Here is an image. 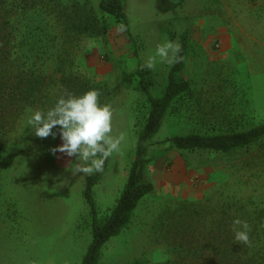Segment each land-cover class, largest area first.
I'll return each mask as SVG.
<instances>
[{
	"label": "rangeland",
	"instance_id": "rangeland-1",
	"mask_svg": "<svg viewBox=\"0 0 264 264\" xmlns=\"http://www.w3.org/2000/svg\"><path fill=\"white\" fill-rule=\"evenodd\" d=\"M101 1L31 0L37 7L27 9L22 0H7L12 61L16 72H29L27 97H33H17L8 108L10 122L0 120V264L82 263L92 242L87 181H97L93 195L103 220L125 188L150 110L140 80L161 97L172 67L159 58L151 70L144 64L157 44L180 43L186 31L191 90L173 104L149 146L154 192L139 203L128 228L105 245L100 264L189 263L214 229V214L201 216L202 206L229 207L242 218L264 209V138L230 154L159 143L264 123V0H123L130 35L99 10ZM3 66L0 61V84ZM83 84L100 88L99 103L113 111L110 135H123L120 153L92 174L75 172L82 161L58 150L59 135L37 137L28 124L33 111H46ZM2 92L0 98H7ZM196 206L199 212H193ZM201 257L216 262L220 254L206 244Z\"/></svg>",
	"mask_w": 264,
	"mask_h": 264
},
{
	"label": "trees",
	"instance_id": "trees-1",
	"mask_svg": "<svg viewBox=\"0 0 264 264\" xmlns=\"http://www.w3.org/2000/svg\"><path fill=\"white\" fill-rule=\"evenodd\" d=\"M22 7L36 8L31 0H22ZM6 1L0 2V61L4 63L0 91L4 96L0 98V120L10 122L12 118V105L17 97L27 102L32 80L29 72L21 67L15 71L12 61V33L10 32L12 21V8ZM99 10L109 16L115 17L124 26L125 32L130 35L129 20L123 8V0H102ZM78 27V26H76ZM190 34L186 31L180 39L182 46L180 56L183 57L178 63L172 64L168 76V83L165 93L161 97H154L144 78H141L140 85L150 104V110L146 122L137 134L136 156L130 169L125 188L112 210L105 219L99 218L98 208L93 195V187L97 181L89 178L87 181L84 197L90 206L92 216V242L90 243L81 264H100L102 252L105 245L114 237L121 234L132 222L135 210L142 199L154 192L155 185L148 180V169L151 161L148 158L149 146L152 139L161 129L164 119L173 104L184 94L191 90V83L186 77V66L188 61V49ZM96 89L88 84L79 85L72 90L73 95H82L86 91ZM98 91L100 90L97 89ZM2 92V93H3ZM35 99V98H34ZM264 138V123L254 126L246 131L219 133L214 135L190 133L167 138L159 143L168 145L172 149L187 152H212L230 154L252 146ZM3 155V148L0 144V162ZM193 205V204H192ZM217 207H214L215 209ZM199 212L198 207H194ZM208 207H201V216L214 214L212 217V231L206 234V241L198 253V258L190 260L189 263L183 258L167 264H264V209L257 212L253 218L251 212L242 218L238 212L230 210L229 207H222L213 210ZM235 218L246 220L250 225L249 243L236 242L232 230V222ZM258 221L257 223L254 222ZM206 244L210 249H218L220 258L216 262H207L201 257ZM183 251V250H182Z\"/></svg>",
	"mask_w": 264,
	"mask_h": 264
},
{
	"label": "clouds",
	"instance_id": "clouds-1",
	"mask_svg": "<svg viewBox=\"0 0 264 264\" xmlns=\"http://www.w3.org/2000/svg\"><path fill=\"white\" fill-rule=\"evenodd\" d=\"M124 30V26H120ZM181 44L165 40L157 44L155 54L148 57L144 67L151 70L160 62L167 64L178 63L182 56ZM100 92L96 89L86 91L82 95L66 94L56 100L53 107L44 110H35L31 113L28 124L35 136L55 138L59 135L62 143L58 146L60 152L69 157L82 161L75 166V172L92 174L103 172L105 161L120 153L123 135L113 137L112 117L110 105L99 103ZM58 127V132L53 131ZM57 149H54V151ZM234 240L249 243L250 225L246 220L235 218L232 222Z\"/></svg>",
	"mask_w": 264,
	"mask_h": 264
},
{
	"label": "crops",
	"instance_id": "crops-1",
	"mask_svg": "<svg viewBox=\"0 0 264 264\" xmlns=\"http://www.w3.org/2000/svg\"><path fill=\"white\" fill-rule=\"evenodd\" d=\"M155 185V184H154Z\"/></svg>",
	"mask_w": 264,
	"mask_h": 264
}]
</instances>
